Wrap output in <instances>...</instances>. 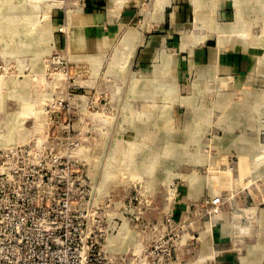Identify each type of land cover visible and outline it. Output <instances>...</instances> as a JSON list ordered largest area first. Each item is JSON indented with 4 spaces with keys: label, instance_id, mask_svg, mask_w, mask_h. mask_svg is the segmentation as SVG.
Segmentation results:
<instances>
[{
    "label": "rangeland",
    "instance_id": "1",
    "mask_svg": "<svg viewBox=\"0 0 264 264\" xmlns=\"http://www.w3.org/2000/svg\"><path fill=\"white\" fill-rule=\"evenodd\" d=\"M39 133L71 246L264 264V0H0V145Z\"/></svg>",
    "mask_w": 264,
    "mask_h": 264
},
{
    "label": "built area",
    "instance_id": "2",
    "mask_svg": "<svg viewBox=\"0 0 264 264\" xmlns=\"http://www.w3.org/2000/svg\"><path fill=\"white\" fill-rule=\"evenodd\" d=\"M37 136L35 142L0 145V264H175L157 258L168 250L159 242L148 248L137 243L132 251L129 244L119 245L118 258L102 255L97 230L83 236L79 224L71 246L64 227L66 199L54 198L63 154L48 133Z\"/></svg>",
    "mask_w": 264,
    "mask_h": 264
},
{
    "label": "crops",
    "instance_id": "3",
    "mask_svg": "<svg viewBox=\"0 0 264 264\" xmlns=\"http://www.w3.org/2000/svg\"><path fill=\"white\" fill-rule=\"evenodd\" d=\"M130 6H121L120 10H122V18L120 19L119 17H117V21H121L123 23V21H126L124 16L127 14V12H130V9H129ZM111 20L112 19H106V24L103 23V25H111ZM108 23V24H107ZM125 24V23H123ZM218 59V58H217ZM229 59V60H228ZM218 63V62H217ZM225 64H228V69H230V74L235 76V77H240L241 75H244L248 72H250L253 68V59H251L249 57V55L247 53H237L236 54H228V57H227V63L224 62ZM220 65H222L220 63ZM223 67H226L227 65H222Z\"/></svg>",
    "mask_w": 264,
    "mask_h": 264
},
{
    "label": "bare ground",
    "instance_id": "4",
    "mask_svg": "<svg viewBox=\"0 0 264 264\" xmlns=\"http://www.w3.org/2000/svg\"><path fill=\"white\" fill-rule=\"evenodd\" d=\"M132 36V35H131ZM216 57V55H215ZM217 58V57H216ZM34 79V78H33ZM127 244H130V236H129V233L128 232H124L123 233V244L121 246H126Z\"/></svg>",
    "mask_w": 264,
    "mask_h": 264
}]
</instances>
